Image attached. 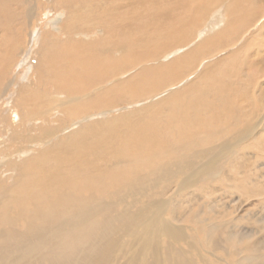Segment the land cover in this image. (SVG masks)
<instances>
[{
	"label": "bare ground",
	"instance_id": "bare-ground-1",
	"mask_svg": "<svg viewBox=\"0 0 264 264\" xmlns=\"http://www.w3.org/2000/svg\"><path fill=\"white\" fill-rule=\"evenodd\" d=\"M263 13L0 0V264H264Z\"/></svg>",
	"mask_w": 264,
	"mask_h": 264
},
{
	"label": "rangeland",
	"instance_id": "rangeland-1",
	"mask_svg": "<svg viewBox=\"0 0 264 264\" xmlns=\"http://www.w3.org/2000/svg\"><path fill=\"white\" fill-rule=\"evenodd\" d=\"M223 13V8H220V9H216L215 10V12L213 11V13H212V15H211V18L212 19H210L211 20V24H209L206 28H209L210 27V25H212V21L214 20V19H216V18H218V16H222L221 14ZM63 15H64V12L62 13ZM215 14V15H214ZM264 14V13H263ZM57 16V15H56ZM55 16V19H57V17ZM46 19L45 20H49L50 19V17L49 16H46L45 17ZM63 19V16L61 17V19H60V21ZM263 19V20H262ZM261 20L262 21H259V23H258V25L257 26H255L254 27V31H257V32H261L262 31V33H259V34H257V35H254V38L257 40V41H259V42H261L262 41V43H264V18H262ZM203 32L204 33H206L204 30H203ZM257 32H254V33H257ZM251 33H252V31H251ZM262 35V36H261ZM258 37V38H257ZM240 46V42H238V45L236 46L237 48ZM259 45L257 44V46H256V48L258 47ZM262 46V45H261ZM259 51H258V55L257 56H255L256 58L255 59H257V58H259V60H260V62L259 61H257V62H259L260 64H262V58L264 57V46L261 48H259L258 49ZM262 50V51H261ZM254 52H255V50H253L252 51V53L254 54ZM262 57V58H260V57ZM252 57L254 58V55L252 56L251 55V58L250 59H252ZM212 59L213 58H211V57H208V58H205V59H203L202 60V64H203V67H204V64L206 63V62H211L212 61ZM204 62V63H203ZM261 209H263V208H261ZM261 209H259V210H261ZM258 210V211H259ZM264 210V209H263ZM263 210H261V211H259L260 213H261V216H264V211ZM250 214V216H254V211H252V212H250L249 213ZM254 218V217H253ZM251 227V226H250ZM253 227H254V225H253ZM254 229V228H253ZM256 229V228H255Z\"/></svg>",
	"mask_w": 264,
	"mask_h": 264
}]
</instances>
